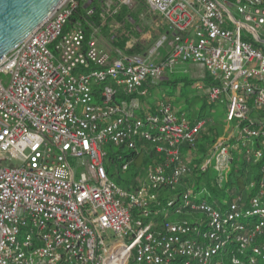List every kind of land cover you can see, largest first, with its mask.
Segmentation results:
<instances>
[{
	"label": "built area",
	"instance_id": "2783aa9c",
	"mask_svg": "<svg viewBox=\"0 0 264 264\" xmlns=\"http://www.w3.org/2000/svg\"><path fill=\"white\" fill-rule=\"evenodd\" d=\"M137 1L164 26L143 54L100 48L93 22L87 35L69 20L79 5L92 15L91 0H61L0 58V264H264V161L254 193L224 207L193 184L177 191L197 168L220 188L233 153L264 159V0H100L99 19ZM187 62L211 81L196 90L236 120L199 166L208 121L145 99ZM147 145L160 160L135 185L113 181L107 148Z\"/></svg>",
	"mask_w": 264,
	"mask_h": 264
},
{
	"label": "rangeland",
	"instance_id": "374dc122",
	"mask_svg": "<svg viewBox=\"0 0 264 264\" xmlns=\"http://www.w3.org/2000/svg\"><path fill=\"white\" fill-rule=\"evenodd\" d=\"M126 10L130 13L136 14L139 21L135 24V21L131 18H127V22L131 24L130 33L133 36L132 42L134 43V39L137 41H144L147 44V48L145 51L149 50L151 47H154V44L158 39L157 36L158 31L161 25V19L158 15H154L146 9L144 4L140 2H135L133 8H127ZM111 24V23H110ZM109 24V25H110ZM101 26L107 27L106 20L101 22ZM111 28L104 32V30H97V38L101 44H103L106 48H109L111 51L115 50L116 47H113L110 42V32L116 35V31L122 29L121 25L115 26L116 29L112 28V25L109 26ZM114 30V31H113ZM159 38V37H158ZM129 42L127 44V48H129L133 43ZM164 49L161 48L160 51ZM168 79H183L182 83H173V84H164L157 83L155 85L147 84L145 87L149 89V93L145 96V99L148 103L155 104L160 100H164L166 102L171 103L174 107H180L181 111L186 114L190 120L197 119H206L208 121L207 130L211 128L213 132L218 134L219 136L229 135L232 132L233 126L236 125V120H232L231 123H227L226 121V110L227 104L226 102H219L210 104L207 102L205 95L203 92L196 90L194 84L196 82L203 83V88L206 89L205 82H203V78L205 76L209 77L207 73H205L204 69L200 66L187 62L184 64H176L173 67L171 72L166 73ZM4 80H8V76H4ZM165 81V79L161 80ZM228 125V127H227ZM108 155L106 156L104 163L105 167L108 171V174L111 175L113 181L119 180V178L125 180L129 178V174H131L134 170L142 169V162L139 158L133 159L132 163L129 165V169L127 172L121 171V164L125 162V158L123 156L129 155L130 151L123 148L119 149L117 147L107 148ZM118 156H122L123 158L118 159ZM242 161V158L238 157L237 154L233 156V158ZM118 159V160H117ZM114 160V161H112ZM72 164V163H71ZM73 165V164H72ZM82 171V168L77 169V172ZM211 177V175L209 174ZM209 197V194L206 195V198ZM229 198L228 194H224L219 201H226ZM200 199V198H199Z\"/></svg>",
	"mask_w": 264,
	"mask_h": 264
},
{
	"label": "trees",
	"instance_id": "16d2710c",
	"mask_svg": "<svg viewBox=\"0 0 264 264\" xmlns=\"http://www.w3.org/2000/svg\"><path fill=\"white\" fill-rule=\"evenodd\" d=\"M139 2V1H137ZM100 0H91L89 3V7L91 9H94V13L92 15H86V8H84V5H79L77 9L73 12V14L70 17V23L74 22L76 20L81 21L82 25L85 29V34L88 35L89 30L84 25V19H87L95 24V27L100 30L106 31L110 30V25H112L113 29H116L115 26L121 25L120 30L116 31V35L112 34L110 32V42L113 47H116L115 49H121L123 50L127 55L129 54H143L145 49L147 48L146 42H142L139 40L137 41L134 39V43L132 42V35L129 30H131V24L130 22H127V18H131L135 21V24L139 21L136 14L130 13L126 10L125 7L121 8L119 12L114 14V16H106L104 20H106L107 27L101 26V19H99V11L101 8V5L99 4ZM141 3V2H140ZM143 3V2H142ZM141 3V4H142ZM144 4V3H143ZM146 7V5L144 4ZM131 9V8H130ZM147 9V7H146ZM155 15V14H154ZM111 23V24H110ZM110 24V25H109ZM162 27H160L158 31V37L163 33L164 26L161 22ZM114 31V30H113ZM132 38V39H130ZM129 42H132L133 44L127 48V44ZM184 82L183 79H167L165 81H159V83H166V84H173V83H182ZM203 82H205V86L207 87L210 84L209 77L205 76L203 78ZM149 92V89H146ZM218 137V134L216 132H213L211 128H208L207 133L204 132L196 142V148L193 150V152L197 155V158L195 160V164L197 166L201 165L203 161V157L208 151L209 148L212 147V144L215 142L216 138ZM188 148L186 146L183 147V152H187ZM237 154L238 157L242 158V161H239L235 157L233 158V162L230 165L229 174L227 177V180L220 186V188L217 187V184L214 182V179L210 177L207 172L208 170H205V172H202L200 168L195 169L191 176L184 179L181 184L177 187V191L181 192L185 190L186 188L190 187L193 184V187L198 190H206L207 194H209L208 201L215 207H224V204L219 201V199L226 193L229 195V198L226 200V202H230L234 195L240 194L244 197H249V195L253 194V190L247 192L245 189V186L248 184V182H257L259 180V168L262 165L264 159H262L259 162H254L253 159H245L243 154L233 153V156ZM125 157L128 160L133 161V159L139 158L142 162V169L134 170L133 173H131L129 176L132 177L134 185L137 184V181L135 182V178H141L142 174L144 172V169L147 167L149 163H153L155 161L160 160L152 147L147 145V148L143 151L137 153L135 151L130 152L129 155H125ZM121 179L117 180L119 182ZM119 185L125 186V182H119Z\"/></svg>",
	"mask_w": 264,
	"mask_h": 264
},
{
	"label": "water",
	"instance_id": "95a60500",
	"mask_svg": "<svg viewBox=\"0 0 264 264\" xmlns=\"http://www.w3.org/2000/svg\"><path fill=\"white\" fill-rule=\"evenodd\" d=\"M61 0H0V58L42 25Z\"/></svg>",
	"mask_w": 264,
	"mask_h": 264
},
{
	"label": "crops",
	"instance_id": "0c3cea01",
	"mask_svg": "<svg viewBox=\"0 0 264 264\" xmlns=\"http://www.w3.org/2000/svg\"><path fill=\"white\" fill-rule=\"evenodd\" d=\"M98 45H99V47L101 48V47H103V48H105V49H108V50H110L109 48H106L103 44H101L100 42H99V40H98ZM111 51V50H110ZM168 78H167V76H166V79L165 80H167Z\"/></svg>",
	"mask_w": 264,
	"mask_h": 264
}]
</instances>
